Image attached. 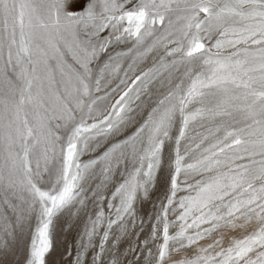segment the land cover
<instances>
[{
  "label": "snow or ice",
  "instance_id": "1",
  "mask_svg": "<svg viewBox=\"0 0 264 264\" xmlns=\"http://www.w3.org/2000/svg\"><path fill=\"white\" fill-rule=\"evenodd\" d=\"M78 2L0 0V264H264V0Z\"/></svg>",
  "mask_w": 264,
  "mask_h": 264
},
{
  "label": "rangeland",
  "instance_id": "2",
  "mask_svg": "<svg viewBox=\"0 0 264 264\" xmlns=\"http://www.w3.org/2000/svg\"><path fill=\"white\" fill-rule=\"evenodd\" d=\"M85 3H86V0H79L78 3H74L72 5V9L75 10V9H81L85 6ZM147 211V209H146ZM74 236H75V233H72L70 235H65L64 233H59L58 234V243L60 245H64V244H70L72 242V240L74 239Z\"/></svg>",
  "mask_w": 264,
  "mask_h": 264
}]
</instances>
